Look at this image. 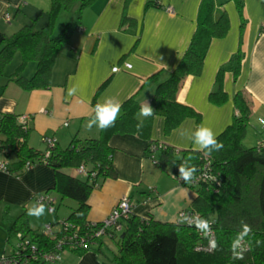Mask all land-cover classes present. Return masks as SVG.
<instances>
[{
  "label": "crops",
  "instance_id": "1",
  "mask_svg": "<svg viewBox=\"0 0 264 264\" xmlns=\"http://www.w3.org/2000/svg\"><path fill=\"white\" fill-rule=\"evenodd\" d=\"M213 1L214 14L224 11L227 15V31L224 36L211 40L200 73L185 76L176 92V101L195 114L185 116L169 131L165 129V117L153 114L147 137L136 133L113 134L108 145L112 148L116 175L103 179L92 189L87 200L88 221L103 220L122 196L129 197L133 214L140 218L176 222L182 210L190 211L196 190L179 182L169 170L160 168L146 155V148L151 142H158L174 147L176 156L182 150L197 151L181 131L190 133L203 125L211 128L216 136L220 134L238 113L233 103L237 91L245 92L251 109L243 145L252 147L258 141L264 142V0H239V4L236 0ZM201 2L94 0L79 16L77 4L61 9L53 24V34L57 35L67 23L74 24V28L55 57L49 86L24 90L11 79L21 61L17 51L0 71V113L26 115L28 145L39 151L46 148L43 136L54 137L62 148L74 137L96 138L100 129L96 126L89 129L87 123L94 115L97 102L115 98L123 103L134 97L140 106L145 102L150 104L157 83L170 75L188 47ZM49 8L50 0H0V43L27 24H32L33 30L44 26ZM62 17L66 18L64 25L55 34ZM17 53L19 62L9 68ZM237 53L240 55L237 75L234 77L231 71H225L222 76L227 99L213 104L208 95L215 87L218 69ZM30 63H34L33 68ZM35 67V61H29L21 74L30 77ZM27 69H30L28 73ZM73 88L76 91L70 95ZM138 117L141 121L144 119ZM3 138L0 133V142ZM0 162L7 167L6 171L0 170L1 256L10 252L11 225L23 212H27L30 229L38 232L42 229L35 227V216L28 215L35 195L47 192L56 199L55 212L48 213L55 217L47 223L67 218L77 203L71 199L68 211L63 212L65 216L59 217V200L49 190L54 181L51 167L36 163L18 170L15 154L4 149L0 150ZM77 169L64 168L62 172L84 179L85 175ZM116 237L103 236L80 255L67 251L59 262L46 264H114Z\"/></svg>",
  "mask_w": 264,
  "mask_h": 264
},
{
  "label": "trees",
  "instance_id": "2",
  "mask_svg": "<svg viewBox=\"0 0 264 264\" xmlns=\"http://www.w3.org/2000/svg\"><path fill=\"white\" fill-rule=\"evenodd\" d=\"M94 0H50L47 23L38 30L32 24L21 27L15 34L5 37L0 43V71L19 51L21 61L10 75L11 79L24 90L46 88L50 84L55 57L70 37L74 24L67 23L57 35L53 34V24L61 9H69L77 4V14ZM239 4V0H236ZM214 1L202 0L196 21V29L188 47L181 55L170 75L157 83L150 106L153 114L165 117V129L176 127L187 115L195 112L186 105L176 101V92L187 75H198L202 69L204 56L213 38L225 35L228 18L224 11L214 14ZM29 61H35L36 67L30 77L21 74ZM239 53L231 56L227 64L218 69L215 87L208 95L213 104H220L227 99L223 90L222 76L231 71L235 77L239 71ZM237 109L232 122L216 137L223 148L213 151L211 155L195 150H182L180 156L175 155V148L167 144L151 142L146 148V155L162 169L169 170L179 181L178 167L181 164L195 165L198 169L203 164V157L210 160L211 171L216 181L199 183L192 186L196 190V198L192 209L186 210V216L176 222H159L152 218H140L130 213L124 219L120 236L116 237L117 253L113 255L114 264H264V142L246 147L243 140L246 135L250 104L244 91H237L233 96ZM139 102L130 97L122 103L119 117L114 127L106 131L99 130L96 138L80 139L74 137L64 148L57 143L50 147V154L28 145L29 128L18 122L12 113H0V133L3 140L0 150L14 153L17 157L16 169L31 164L44 163L52 168L53 186L49 189L59 195L60 199L69 198L77 203L64 220L80 226L81 231L89 232L86 216L87 200L93 188L106 178H114L116 173L112 166V148L108 140L113 134L136 133L147 137L149 119L139 120ZM84 165L87 176L84 179L72 177L64 172V168H75ZM90 173H92L90 175ZM196 173V174H197ZM218 181V182H217ZM180 182L185 183L180 179ZM46 194H48L46 192ZM206 219L211 227L213 239L218 242L219 250H197L199 244L206 245L208 238L198 230L194 223L186 219L189 215ZM241 220L248 224L252 232L245 238L247 251L243 259H234L231 243L237 233L242 230ZM58 219L50 222L56 224ZM22 232L43 244L44 248L54 246V238L42 236L37 230L28 226L27 212H23L12 222L10 234ZM58 234V233H57ZM13 235L10 237L13 238ZM115 238V237H114ZM212 239V240H213ZM259 241L260 243H257ZM13 245V244H12ZM72 250L80 255L89 250Z\"/></svg>",
  "mask_w": 264,
  "mask_h": 264
},
{
  "label": "built area",
  "instance_id": "3",
  "mask_svg": "<svg viewBox=\"0 0 264 264\" xmlns=\"http://www.w3.org/2000/svg\"><path fill=\"white\" fill-rule=\"evenodd\" d=\"M167 10L171 11V8L168 7ZM8 18L9 17L6 14V19L8 20ZM26 118V115H20L17 117L18 122L24 128L27 126ZM42 141L46 145L44 157H47L50 154V147L55 145L56 140L54 137L43 136ZM256 145L259 148L262 146V142L258 141ZM32 165L33 164L26 162L23 168L28 169ZM0 170H7V167L2 162H0ZM77 171L85 176L88 174L84 165H80ZM91 174L92 173H90V175ZM212 181H216V175L211 171L210 160L207 156H204L203 164L200 171L196 174V179L189 183V185L196 186L199 185V183ZM33 199V206L43 204L48 213L53 214L55 212L56 199L51 195L46 193L38 194L35 195ZM49 209H53V211L50 212ZM132 210L133 203L129 197L122 196L114 204L109 214L103 220L99 222L87 221L88 223H85V225L89 226V232H82L80 226L64 219H58V222L54 225L51 223L44 224L38 233L43 237L47 236L54 238V246L51 249H46L43 244L40 245L34 242L29 235L23 234L22 232H16L13 235L14 242L11 246L10 252L0 256V264H46L59 262L61 260V253L64 250L72 251L88 249L103 236L116 237L123 229L122 221L130 215ZM185 216L186 211L182 210L179 213V219H183ZM194 217L197 216H192L190 214L186 219L189 221V219ZM207 238V244H199L196 246L197 250H212L210 248V240L213 239L212 231L207 235Z\"/></svg>",
  "mask_w": 264,
  "mask_h": 264
},
{
  "label": "clouds",
  "instance_id": "4",
  "mask_svg": "<svg viewBox=\"0 0 264 264\" xmlns=\"http://www.w3.org/2000/svg\"><path fill=\"white\" fill-rule=\"evenodd\" d=\"M117 69H113L116 71ZM75 89H70L69 94H74ZM122 108V102L115 98H107L103 103L97 102L93 111L94 115L89 119L87 127L91 129L93 126H96L102 131H106L108 128L114 127L115 123L119 117L120 111ZM154 109L150 106L149 103L145 102L141 105L139 110V115L144 118L151 117L153 115ZM181 135H187L188 138L192 141L197 151L203 152L205 155H211L213 151H219L223 148L222 142L218 141L214 131L203 125L197 126L190 133L186 131H181ZM198 169L195 165L187 166L186 164H181L178 167L179 178L185 183H191L196 179V173ZM53 211V209H49ZM45 212V205L37 204L29 208V216H42ZM189 223H194V226L202 231L205 236L211 232V227L209 222L202 217H194L189 219ZM242 230L237 233L236 237L231 243V252L234 259H243V253L247 251V246L245 243V238L249 236L252 232L251 227L244 223L241 220ZM257 243H260L257 241ZM210 248L212 250H219V245L216 240H210Z\"/></svg>",
  "mask_w": 264,
  "mask_h": 264
},
{
  "label": "rangeland",
  "instance_id": "5",
  "mask_svg": "<svg viewBox=\"0 0 264 264\" xmlns=\"http://www.w3.org/2000/svg\"><path fill=\"white\" fill-rule=\"evenodd\" d=\"M65 19H66L65 17H62L60 19V23H58V25H57V27L55 29V34L62 28V26L64 25ZM19 56H20L19 53H17V55L15 56V58L12 60L9 68L14 67L19 62ZM29 66H31V68H33L34 67V63H30ZM29 70L30 69H27V73L29 72ZM259 142H262V141H259ZM247 143L248 142H245V144H247ZM55 195L57 196V198L59 200L58 215H59V217H64L65 214L63 212L68 209L67 208V205L69 204V202H70L71 199H69V198L60 199L59 195H57V194H55ZM68 213H70V210H69ZM67 216H68V214H67ZM52 217H55V216L54 215H49L48 212L45 210V212H44V214L42 216H39V217H36L35 216V223H34L35 227L39 228V230H40L41 227H42V225L45 224V223H47V220L49 221L50 219H52ZM44 218H46V222H45ZM120 234H121V232L118 233L117 236L119 237ZM13 242H14V238H10V241H9V244H8L9 247H10V249H11V246H12ZM66 253H67L66 250L62 251V253H61V259H62L63 255L66 254Z\"/></svg>",
  "mask_w": 264,
  "mask_h": 264
}]
</instances>
